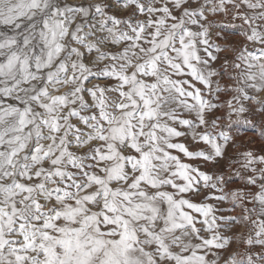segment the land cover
<instances>
[{"label": "rangeland", "instance_id": "1", "mask_svg": "<svg viewBox=\"0 0 264 264\" xmlns=\"http://www.w3.org/2000/svg\"><path fill=\"white\" fill-rule=\"evenodd\" d=\"M260 55L264 0H0V264H264Z\"/></svg>", "mask_w": 264, "mask_h": 264}, {"label": "bare ground", "instance_id": "2", "mask_svg": "<svg viewBox=\"0 0 264 264\" xmlns=\"http://www.w3.org/2000/svg\"><path fill=\"white\" fill-rule=\"evenodd\" d=\"M18 1H22V0H18ZM264 58V56H258L256 59L262 60ZM264 96V92L263 94H261L260 98H262ZM252 137V136H251Z\"/></svg>", "mask_w": 264, "mask_h": 264}]
</instances>
